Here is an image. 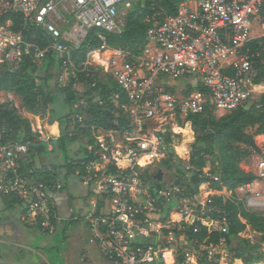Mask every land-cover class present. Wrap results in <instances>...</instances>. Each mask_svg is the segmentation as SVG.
I'll return each instance as SVG.
<instances>
[{"label": "built area", "instance_id": "2783aa9c", "mask_svg": "<svg viewBox=\"0 0 264 264\" xmlns=\"http://www.w3.org/2000/svg\"><path fill=\"white\" fill-rule=\"evenodd\" d=\"M134 1L0 0V17L17 13L22 22L15 31L10 20L0 21V64L16 70L25 55L40 63L50 50L61 60V69L69 67L74 76L70 53L90 29H97L101 48L89 51L82 64H90L95 52L109 53L103 69L128 98L124 109L130 124L125 129L92 128L93 142L86 149L93 158L72 173L89 189L91 208L74 219L86 223L88 241L111 264H225L220 254L226 251L224 239L219 245L203 246L197 236L200 225L208 232L225 230L224 219L199 216V210L202 214L208 210L211 198L203 204L198 194L186 196L175 183L153 195L152 178L168 149L175 147L179 133L173 126L184 127L178 120L186 123L187 116L206 106L217 116L238 107L264 106V83L252 81L253 61L260 53L250 46L254 40H264V0H183L173 14L153 8L144 17L149 24L147 42L139 53L131 54L108 47L104 33L122 32ZM28 26L50 39L46 47L25 39ZM168 118L173 121L170 126ZM31 131L47 151L52 149L54 136L33 124ZM27 153L26 142H5L0 130V195L18 200L22 221L52 234L60 219L55 197L63 184L19 173L20 159ZM257 157V179L234 190L221 185L216 195L224 200L225 195L233 200L246 196L247 205L264 206L255 197L264 183V149ZM169 203L173 205L164 214ZM200 244L203 255L197 258L194 249Z\"/></svg>", "mask_w": 264, "mask_h": 264}, {"label": "trees", "instance_id": "16d2710c", "mask_svg": "<svg viewBox=\"0 0 264 264\" xmlns=\"http://www.w3.org/2000/svg\"><path fill=\"white\" fill-rule=\"evenodd\" d=\"M181 1L183 0H135L124 17L125 25L122 32L104 33L107 46L128 50L131 54L139 53L147 42L146 29L149 24L144 21L145 15L151 14L153 8L173 14ZM262 14L264 15L263 12ZM6 20L12 22L15 31L21 29L20 14L10 13L0 17V21ZM96 32L97 29H90L79 48L71 51L70 60L76 70L65 85H59L57 80L53 79L54 75L49 73L50 68L60 70L62 65L61 60L50 50L40 63L25 55L18 69H0V93L11 92L17 95L24 111L40 118L47 114L51 120L59 123V137L52 141V151H47L46 144L34 139L30 120L26 116L7 100L0 105V130L3 141L28 144L27 155L20 159L19 173L51 183L57 177V167L44 165L36 168L34 161L39 155L57 152L65 161L61 166L66 168L63 179V182H66L75 168L93 158L91 152L86 149V145L92 142L93 127L105 130L129 127L130 118L124 109L128 104L127 96L110 76L113 83L106 84L96 77L88 65L82 64L86 61L89 51L101 48L102 41L96 37ZM23 33L26 40L37 42L41 48L46 47L50 41L33 26L26 27ZM262 42L264 40H254L250 43L251 48L260 53L253 61L254 84L264 83ZM76 83L85 85V90L79 92L74 89ZM261 98L264 99V94ZM80 101L84 103L80 104ZM77 115L81 117V121ZM185 120L192 123L195 135L194 141L190 144L187 163L178 164L179 162L173 161L174 153L171 147L160 165L167 170H173L174 182L179 183L186 196L198 194V188L203 183H209L216 193L221 189V185L234 190L240 184L257 179L251 171L241 169L239 163L249 155V151L242 148L241 144L250 146L259 153L261 151L255 144L254 135H264V106L238 107L219 116L212 114L209 106H206L203 112L189 115ZM253 128L254 131L250 132ZM182 129L184 127L180 128L179 133ZM185 129L193 136L188 124ZM79 134L88 136L87 140L70 156L69 144ZM169 134L168 131L164 134L166 142L170 141ZM209 158L212 159V164L209 173L206 174L203 169L207 166ZM155 175L152 178L153 195L161 188L160 180ZM209 175L217 177V180L210 178ZM184 176L186 178L182 180ZM2 199L8 206L18 203L16 198L3 196ZM172 205L173 203H169L164 207V214L168 213ZM206 208L208 210L204 212L203 217L218 221L224 219L222 228L225 230L208 232L206 227L200 225L197 236L203 241V246L219 245L220 239H224V247L235 261L239 260L242 264H257L264 261L262 251L264 212L249 209L241 200H224L216 194L207 203ZM247 227L258 233L259 239L256 242L240 236ZM177 259L181 260L180 257Z\"/></svg>", "mask_w": 264, "mask_h": 264}, {"label": "rangeland", "instance_id": "374dc122", "mask_svg": "<svg viewBox=\"0 0 264 264\" xmlns=\"http://www.w3.org/2000/svg\"><path fill=\"white\" fill-rule=\"evenodd\" d=\"M264 42H262V45ZM109 56V53L106 52L104 55L99 56V53H95L91 58L89 59L90 64H88V67H90L91 71L96 74V77L100 79L102 82L106 84H112L113 81L109 77L108 74L104 72L103 65L105 63L104 58ZM103 59H102V58ZM106 64V63H105ZM7 67L0 64V69H6ZM49 73L53 74L54 77L53 79H56L59 85H65L68 83V79L71 74V69L69 67L63 68V69H49ZM163 78V76H161ZM74 89H76L79 92H82L85 90V85L81 83H76L74 86ZM257 96V93L254 94ZM0 99L4 101H9L10 103H13L14 105L18 106L19 111L22 112V114L25 116V112L22 109L19 99L17 95L11 93V92H1L0 93ZM30 116V115H29ZM28 116V117H29ZM34 114L30 117L32 120L33 126L35 128L40 127L41 123L37 122L35 119ZM44 117H48L46 114ZM168 126L173 122L172 119L168 118ZM178 124L184 126V129H182L181 133L176 134L177 136L175 137V147L173 150L174 157L173 161L179 162L178 164H186L189 158V149H190V144L194 141V131L192 127V123L190 121H184L178 120ZM47 124V121L44 122V125ZM184 124V125H183ZM189 125L193 136L189 135V132L185 129L186 125ZM47 126V125H46ZM175 126V125H174ZM173 126V129H174ZM48 127V126H47ZM55 128V125H51L50 129L53 131ZM180 128H178V131ZM175 131V130H174ZM253 129H250V132H253ZM92 136V134H91ZM88 136H85L83 134H79L78 137L73 140L69 144V150H70V156H72L75 152L80 147V144L85 142ZM254 141L256 146L262 150L264 149V136L262 135H254ZM93 142V138H92ZM91 142V143H92ZM186 147L188 153H186ZM241 147L249 151V155L246 156L240 163L239 167L243 170L251 171L254 173H259V165L260 161L258 159V154L259 152L255 149H253L250 146H246L241 144ZM57 152H54L53 154H49L47 156L45 155H39L35 158V167L40 168L42 166H56V181L59 182L60 184H64L63 179H64V174L66 173V168L61 166L64 164L63 158L58 155ZM209 162L207 163V166L203 169L204 173L208 174L210 169H211V161L212 159L209 158ZM159 168L155 170L153 173L156 174L159 170L161 171V179H160V184L161 188H166L170 185H173L174 183L176 184L177 182H174V173L173 170H167L164 167L158 164ZM152 166H150L151 168ZM156 169V167H155ZM147 177V174H146ZM209 177H213L212 175H209ZM186 176L182 178L184 180ZM150 180V179H149ZM53 181V180H52ZM75 183H78L77 179L73 175H69L67 177V182L65 183V188H61L58 192V194L61 193L60 198L58 199L59 201H64L65 205H67V208H72L74 214L78 215H83L79 206L83 203L84 199L81 197H77V194L75 190L73 189L74 187L78 186L75 185ZM179 184V183H178ZM203 185V186H201ZM198 188V199L199 201H202L204 204V201L206 198H212L216 193L215 191L210 187L209 183H203L201 184ZM64 189V190H63ZM200 193V195H199ZM229 195H225V199H228ZM230 197V196H229ZM255 197L257 200L264 201V183L259 185L257 192L255 193ZM233 199V198H232ZM239 199L243 201L244 205H246L249 209L251 210H256V211H261L264 212V206L262 207H257V206H249L246 203V196H239ZM18 204V203H17ZM64 205V206H65ZM86 205V203H85ZM18 206H22L21 204H18ZM89 209L91 208V202L90 206L86 205ZM200 207H203L201 205ZM21 208V207H20ZM163 208V207H162ZM21 210V209H20ZM62 211H66V209L61 208ZM202 210H199V216H203ZM60 226L56 227V230L54 233H45L42 232L39 228L37 227H31V235L28 238V246L32 249L38 250L40 256H35V258L32 260L33 264H111L107 263L106 260L102 257L98 249L88 241V235L89 232L84 228L83 222L78 221V220H73L67 224H62L61 227H64V233ZM241 237H245L250 239L252 242H256L259 239L258 233L255 231H252L250 227L246 228L244 232L240 233ZM236 241H234L235 243ZM191 248V246L189 247ZM203 246L200 244L195 248V253L196 250L197 252L196 257L201 258L202 257V250ZM262 251H264V244H262ZM220 254H223L222 259L225 261V264H242L241 261H233L234 259L231 258L229 252L225 251L224 253L220 251ZM234 262V263H233ZM264 264V262L262 263Z\"/></svg>", "mask_w": 264, "mask_h": 264}, {"label": "crops", "instance_id": "0c3cea01", "mask_svg": "<svg viewBox=\"0 0 264 264\" xmlns=\"http://www.w3.org/2000/svg\"><path fill=\"white\" fill-rule=\"evenodd\" d=\"M105 53L106 52H103L101 55H104ZM24 112L26 114L25 116L30 120V123H32V120L30 118L32 114L27 111H24ZM35 119L37 120V122L41 123L40 127L45 129L46 131L45 133L49 132V134L54 136L56 139L59 137L60 129H59L58 121L51 120L49 116L40 118L39 116L36 115ZM46 121H47L46 125L48 127L44 125V122ZM52 124L55 125V128H53L54 129L53 131L50 129V126ZM260 135L264 136L263 134H260ZM52 149L49 151H52ZM186 151H187V147H186ZM53 153L54 152H52V154ZM254 174L257 175V173H254ZM66 182H64V185L62 188H65L64 186ZM75 185H78L73 188L77 194V197H81L84 199L83 203L79 206L82 214L84 215L87 211L90 210L88 207H86V205L90 206V202H92L90 191L87 187L82 185L79 181L78 183H75ZM62 192H60V194L57 193L55 197L57 212L60 218L59 221L56 223V227L60 226L59 228H61L64 233L65 228L61 227L62 224L65 225L73 220H76L74 219L75 216L82 217L83 215L74 214L72 208H67V205L64 204L65 203L64 201H59L58 203V199L60 198ZM2 197L3 196L0 195V264H33L32 262L26 263L27 258L29 257L28 256L29 254H34V255L38 254V250L30 248L27 242L28 238L31 235V227L33 226H30L29 224L21 220L20 218L21 208L20 206H18V204L14 203L12 204V206H8L7 204L4 203ZM61 208L63 209L65 208L66 211H62ZM78 221H81V220H78ZM81 222H83L84 228L86 229L87 228L86 223L84 221H81ZM7 224L11 225L10 233H6L5 229L3 228L4 225H7ZM263 262H260L257 264H262Z\"/></svg>", "mask_w": 264, "mask_h": 264}, {"label": "water", "instance_id": "95a60500", "mask_svg": "<svg viewBox=\"0 0 264 264\" xmlns=\"http://www.w3.org/2000/svg\"><path fill=\"white\" fill-rule=\"evenodd\" d=\"M155 177L160 180L161 179V171H158L156 173ZM3 228L5 229L6 233H10L11 232V225H9V224L4 225Z\"/></svg>", "mask_w": 264, "mask_h": 264}, {"label": "flooded vegetation", "instance_id": "af4514ba", "mask_svg": "<svg viewBox=\"0 0 264 264\" xmlns=\"http://www.w3.org/2000/svg\"><path fill=\"white\" fill-rule=\"evenodd\" d=\"M36 255H37V256H40L41 254L39 255V252H38V254H36ZM36 255H34V254H29V255H28L29 257L27 258L26 263H30V262H32V260L35 258Z\"/></svg>", "mask_w": 264, "mask_h": 264}, {"label": "bare ground", "instance_id": "6f19581e", "mask_svg": "<svg viewBox=\"0 0 264 264\" xmlns=\"http://www.w3.org/2000/svg\"><path fill=\"white\" fill-rule=\"evenodd\" d=\"M95 53H96V52H95ZM95 53H94V54H95ZM94 54H93V55H94ZM93 55H92V56H93ZM99 56H101V55H99ZM101 58H102V57H101ZM102 59H103V58H102ZM104 64H105V63H104ZM174 130H175V132L179 133V131H178V127L174 126Z\"/></svg>", "mask_w": 264, "mask_h": 264}]
</instances>
